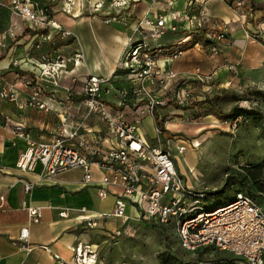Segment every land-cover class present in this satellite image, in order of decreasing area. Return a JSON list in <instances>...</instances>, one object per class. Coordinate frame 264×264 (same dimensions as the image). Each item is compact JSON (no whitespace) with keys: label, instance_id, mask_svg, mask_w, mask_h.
<instances>
[{"label":"crops","instance_id":"obj_1","mask_svg":"<svg viewBox=\"0 0 264 264\" xmlns=\"http://www.w3.org/2000/svg\"><path fill=\"white\" fill-rule=\"evenodd\" d=\"M8 1L0 0V42L3 44L0 46V88L14 86L18 97L24 101L28 92L23 86L24 79H37L51 110H17L13 104L0 101V196L4 197L0 209V264H68L74 261L77 248L85 250L104 244L107 236L121 224L114 217H101L111 213L119 191L111 190L104 200L98 198L97 183L102 173L95 166L91 170L94 184L89 186L82 183L83 174L79 169L68 170L54 178L44 177L39 166L33 173L19 171L16 162L26 148L27 140L14 133L15 127L21 125L36 142H49L59 135L60 120H65L66 130L83 123L92 136L98 137L100 147L105 152L115 141L108 134L103 121L95 115L86 117L81 88L88 76H97L109 78L112 89L131 91L129 76L119 69V64L129 41L141 42L148 32L141 36L134 34L135 27L130 31L118 22L106 24V13L111 10L108 3L101 11L94 12L90 8L94 0H84L87 4L83 14L78 15L77 8L73 7L72 15L61 10V0H58L51 18L63 31L70 32V37L62 38L51 28L46 29L47 33L36 34L29 30L27 24L11 15ZM50 1L40 0L44 3ZM188 2H192L195 7L204 2L203 9L210 19L229 27L225 53L220 57L205 58L204 63L200 64L202 69L212 68L209 74L226 84L234 83L233 79L226 77L229 74L226 65H222L218 71L214 70L216 63L219 66L223 60L228 65H239L238 71L232 73H238L240 81L246 78L256 80L263 75L254 69L264 62V46L257 40L258 36L253 35V26L240 20L225 4L226 0H177L173 3L169 0H133L132 11L139 19L168 16L167 23L170 25L169 15L173 11H185ZM172 22L174 24L177 21ZM13 26L16 28L15 37L11 38L6 32ZM167 36L169 45L181 40L172 34ZM51 41L57 43L51 45ZM190 51L186 50L183 55ZM76 55L79 57L76 58ZM42 57L52 62L57 57L65 61L64 68L60 69L55 80L56 84L48 78H40ZM171 63L167 57L157 60L161 72L166 74L170 71L176 73ZM146 87L149 92L150 88L156 89V85L150 83ZM131 97L128 95L120 101V109L125 112L128 121L132 120L135 109H145L144 103H137ZM108 101L113 107L119 103L113 94ZM167 114L170 112L167 111ZM154 126L150 112L146 113L138 127V134L148 144L154 137ZM25 183L34 185L30 192L24 191ZM36 208L40 209V218L38 222H33L28 210ZM126 211L130 218L137 220L135 209L128 206ZM91 217L94 218L95 226L88 228L85 220ZM136 220L129 224L140 222ZM134 234H124L118 238H130Z\"/></svg>","mask_w":264,"mask_h":264},{"label":"built area","instance_id":"obj_2","mask_svg":"<svg viewBox=\"0 0 264 264\" xmlns=\"http://www.w3.org/2000/svg\"><path fill=\"white\" fill-rule=\"evenodd\" d=\"M133 0H96L94 12H99L106 3L111 10L106 13V24L128 14ZM171 1L174 0H169ZM176 1V0H175ZM61 10L72 14L73 7L77 8L78 15L83 14L87 1L61 0ZM63 2V4H62ZM237 11L244 17L242 11L243 0H235ZM58 0L49 3L40 0H9L8 8L15 18L27 24L32 31L53 29L62 38L70 36V32L63 31L51 18L52 10L57 6ZM59 7V6H58ZM74 15V14H72ZM171 24L168 25V16H159L155 19L144 18L134 29V34L143 35V41L128 43L122 56L119 68L129 70V79L132 83L131 91H120L109 86L110 79L97 76H88L81 88L83 106L87 115L95 114L105 125L108 134L114 143L104 152L100 147L97 136L85 128L83 123L72 130H66L65 120H60L59 135L49 142H36L30 138L28 131L21 125L15 127L14 133L27 140L26 148L19 154L16 168L23 173H33L39 166L46 178H54L68 170L82 171V183L85 186L94 184L91 170L95 166L102 178L97 183L99 199L108 197L111 190H118L116 202L109 215L101 217H114L121 224L112 232L114 237L135 233L127 214V207L131 206L137 212L136 221L151 222L157 225H170L175 233L180 248L194 254L201 249L213 247L219 251L227 252L241 259L244 264H264V212L248 196L238 192L233 200L206 209L202 206L205 194L193 192L188 188L177 171L171 154L162 150L158 145H150L138 134V127L142 118L154 106L161 102L153 100L147 90V84L158 81L167 88L168 83L176 77L174 73H167L166 77L159 78L156 57L150 55V44L147 37L152 36L154 41L163 36L166 31H174L176 14L169 15ZM15 26L10 27L6 35L15 37ZM226 29L221 28L214 36L206 34L209 39L216 38L228 44ZM48 39V38H47ZM187 40V39H186ZM183 39V41H186ZM0 46L3 44L0 42ZM210 51L219 50L211 46ZM79 55H76L78 58ZM65 61L57 57L55 62L50 59L42 64L40 78L55 80L63 69ZM23 86L28 89L27 97L22 101L14 86L0 88V101L13 104L17 110L32 108L43 112L51 110L49 101L42 95L39 80L26 78ZM114 95L117 102L115 107L109 104V97ZM128 95L137 102H145V109L137 108L133 111L131 121L126 118L125 112L120 109L121 100ZM180 101L182 96L176 94ZM158 133L160 131L156 130ZM177 154L181 155L185 148L175 147ZM25 192L34 187L32 183L23 185ZM4 197L0 196V209ZM29 216L33 222H38L40 209H29ZM94 218H87L86 226H95ZM25 231V230H24ZM77 248L74 261L68 264H95L94 260L86 256ZM86 255V254H85ZM93 256V255H92ZM91 259V260H90Z\"/></svg>","mask_w":264,"mask_h":264},{"label":"rangeland","instance_id":"obj_3","mask_svg":"<svg viewBox=\"0 0 264 264\" xmlns=\"http://www.w3.org/2000/svg\"><path fill=\"white\" fill-rule=\"evenodd\" d=\"M255 2L258 8L264 7V0ZM95 3L96 0L90 7L92 10ZM199 4V7H195L192 2H188L182 13L172 12L177 17V20H174L177 22L173 24L174 31H166L156 41L152 36L146 39L156 60L167 57L171 59L172 67L175 66L176 70V73L167 72L176 74L167 88L158 81L153 82L154 86L156 85L155 90L150 88L153 100L161 102V105L153 107L150 116L153 117L154 112L158 110L156 113L165 120L166 130L158 133L154 126V137L150 139V145H158L162 150L168 151L184 184L193 192L206 194L207 199L202 202L204 208H213L233 200L238 186L228 188L225 183L228 177L234 176L245 182L241 187L243 193L261 206L264 212V98L251 95L259 91L264 92V62L254 69L255 72L261 71L263 75L256 80L246 78L245 81L239 80L238 73H232L238 71V64L228 65L224 60L219 66L216 63L215 71L226 65L229 73L226 77L234 80V83L229 84L210 75L212 68L207 70V67L203 66L206 70L202 69L200 64L204 63L205 58L220 57L227 48L224 41L216 38H212L213 44L209 45L206 42V34L212 33L216 36L221 28H225L229 38V27L210 19L203 9L204 2ZM225 4L240 20L253 26V35L258 36L257 40L264 46L263 14L256 12V15L250 17L252 13L249 0H243L244 17L240 15L241 10L237 11L235 0H226ZM132 9L131 4L128 14L117 17L113 22L125 25L124 29L132 31L142 20L134 16ZM167 34L181 40L175 45H169ZM136 37L139 38L137 35ZM183 39L188 42L182 44ZM211 46L219 51L212 53ZM186 50L191 51L183 55ZM43 63L45 61L42 60ZM181 67L183 69H180ZM157 70L159 78H164L166 72H161V66L157 65ZM223 89L241 96V99L221 102L215 109L207 106L194 107L187 111L177 109L190 107ZM177 93L182 96L180 101L177 100ZM145 102L147 101H142ZM167 111L170 114H167ZM231 112H234V116L231 115V119L224 121L223 117ZM245 112L256 115L251 118L237 116ZM195 144L198 146H194ZM176 146H183L185 151L181 155L177 154ZM132 226L135 230L133 237L117 238L110 233L104 244L81 250L86 254V261L91 253L95 264H238L231 259L237 258L234 255L212 247L194 254L184 252L170 225H157L140 220ZM220 257L225 260H219Z\"/></svg>","mask_w":264,"mask_h":264},{"label":"trees","instance_id":"obj_4","mask_svg":"<svg viewBox=\"0 0 264 264\" xmlns=\"http://www.w3.org/2000/svg\"><path fill=\"white\" fill-rule=\"evenodd\" d=\"M249 3H250V11H251V15H254L256 12H261L263 14V17H264V7L263 8H258L257 7V4L255 2V0H249ZM30 30V29H29ZM32 31V30H31ZM34 33L36 34H44V33H47V30L46 29H43V30H37V31H33ZM206 38V36H205ZM189 39V38H187ZM206 42L211 45L213 44V40L209 39V38H206ZM52 42V41H51ZM50 42V44H56L57 41H53L52 43ZM188 40L186 41H183L182 44L184 43H187ZM135 43V42H134ZM54 44V45H55ZM150 55L153 56V57H156L155 55H153L152 53V50L150 48ZM49 60V58H46V57H42V60L43 61H46V60ZM120 70H123L127 75L129 74V70H126V69H121L119 68ZM251 95H258V97H262L264 98V92H255ZM241 99V96H238L237 94L233 93V92H230L228 90H221L217 93H215L213 96L209 97V98H205L204 100L202 101H199V102H196L195 104H192L190 107H183V108H177L178 110H181V111H187L189 109H192L194 107H199V108H202L204 106H207L209 107L210 109H215L217 107L218 104H220L221 102H224V101H229V100H232V101H239ZM246 113V115H245ZM244 114H238L237 116H245V117H248V118H251L253 116H255L256 114H253L252 112H245ZM231 115L234 116V112H231V114H227L226 116L223 117L224 121L226 120H229L231 119ZM236 116V115H235ZM153 118H154V124L156 126V128L161 132H165V127H164V122L165 120L160 118L159 115L154 112L153 114ZM237 177H234V176H230L227 178L226 180V183H225V187H231V186H234V185H237L238 186V190L235 192L238 193V192H241L243 193L241 187L244 186L245 182H243L242 180H239ZM254 184V183H253ZM253 186V185H252ZM255 187V186H254ZM256 188V187H255ZM205 194V193H204ZM244 194V193H243ZM235 197V196H234ZM207 198H206V194H205V199L203 201H205ZM228 202V201H226ZM224 202V203H226ZM223 203V204H224ZM223 204H218V205H215L213 208H215L216 206H219V205H223ZM213 208H206V209H213ZM209 248V247H208ZM213 248V247H212ZM204 249H207V248H204ZM202 250V249H201ZM199 250V251H201ZM198 251V252H199ZM231 256H233L232 254H230ZM232 260H234V262L238 263V264H244L243 261L239 258H234V257H231ZM219 260H225L224 258H219Z\"/></svg>","mask_w":264,"mask_h":264},{"label":"bare ground","instance_id":"obj_5","mask_svg":"<svg viewBox=\"0 0 264 264\" xmlns=\"http://www.w3.org/2000/svg\"><path fill=\"white\" fill-rule=\"evenodd\" d=\"M194 146H198V144H195Z\"/></svg>","mask_w":264,"mask_h":264}]
</instances>
